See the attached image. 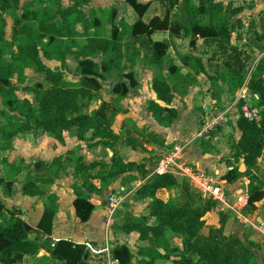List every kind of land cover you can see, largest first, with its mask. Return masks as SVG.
<instances>
[{"label": "trees", "instance_id": "trees-1", "mask_svg": "<svg viewBox=\"0 0 264 264\" xmlns=\"http://www.w3.org/2000/svg\"><path fill=\"white\" fill-rule=\"evenodd\" d=\"M65 1L71 5L65 7ZM92 1L31 0L23 10L20 0H0V98L4 107L2 116L7 122L6 125L0 124V151L11 149L13 140L20 134L34 133L49 135L61 144L65 143L67 135L74 134L79 142L93 143L113 153L105 177V172L94 176L90 174L97 167L107 168L103 165H77L80 177L73 186L76 196L74 208L82 224L88 223L95 211L90 196L84 191L87 182L89 189L93 190L90 181L97 178L116 181L138 171L145 180L148 175L139 165L124 163L118 151L121 136L112 129L114 118H109L107 114L110 107L99 97L102 84L114 70L122 68L117 52L119 43L125 44V57L129 63L139 58V50L147 52L145 60L156 68L153 90L158 100L167 105L173 103L172 91L176 85L192 80L183 75L181 66L169 60L171 45L154 42L153 35L168 32L172 40L189 39L191 48H196L198 39L204 40L207 46L215 44L218 51L225 55L230 53L220 65L222 79L234 91L247 81L250 93L259 98L255 106L264 108V64H257L249 74L243 52L233 45V36L229 31L230 20L243 10L241 7L225 8L217 0H157L162 7V14L159 15L155 3L141 4L138 0H127L128 6L137 15V21L131 26L123 22L113 28L111 38H107L101 35L102 23L95 13L87 18L83 12ZM9 21L13 23V30L8 40ZM138 45L140 48H137ZM72 59L77 64L78 78L75 82L67 80L64 71L52 70L44 63V60L57 61L66 66ZM184 61L194 72L206 71L201 58L187 56ZM27 70L43 75L49 85L47 88L43 84L34 89L24 88L34 94L36 104L17 94L25 83ZM133 74L131 72L124 77L130 81L131 87H136ZM113 93L120 99L127 95L128 88L124 83H118ZM98 101L99 108L90 113L88 109ZM148 107L154 119L165 127L172 126L177 117L175 110L163 108L156 102ZM262 115L260 123L240 118L238 129L241 138L233 146L229 161L233 170L223 178L228 183H235L240 178L249 180V202L245 214L257 210L256 203L264 205V179L254 172L264 151V112ZM242 163L246 166L245 173L240 172ZM58 173L52 175L49 172L41 182L47 187L54 183L55 177H59ZM37 182L28 179L24 184V193L31 197L47 195L48 192L36 186ZM177 183L178 180L172 176H155L134 193L138 201L152 200L148 216L135 218L129 215L122 226L125 233H137L141 242L149 243L148 247L138 252L142 257L139 264H258L241 239L236 235H225L228 216L224 212L220 215L221 228L211 229L209 235L202 233L206 226L202 218L217 208L216 202L199 200L194 207L177 208L157 197L159 189L171 188ZM182 183L195 191L186 181ZM3 184L0 180V185ZM48 201L39 225L45 236L53 234L58 197L52 194ZM0 225L3 227L0 263L21 264L26 256L38 254L41 247L29 239L32 228L21 219L20 211H7L1 200ZM168 231L183 239V249L170 244L166 236ZM112 246L114 256L122 264H134L135 257L127 246ZM176 254H180V258L172 259ZM51 258L56 264H86V248L60 241L51 251Z\"/></svg>", "mask_w": 264, "mask_h": 264}, {"label": "crops", "instance_id": "crops-1", "mask_svg": "<svg viewBox=\"0 0 264 264\" xmlns=\"http://www.w3.org/2000/svg\"><path fill=\"white\" fill-rule=\"evenodd\" d=\"M138 1L141 4L155 3L157 7L160 6L157 0ZM217 1L221 2L225 8L241 7L243 9L230 20L229 31L233 36V45L243 52L247 69L251 71L257 64L261 62L264 64V0ZM65 2L64 6L67 7L70 2L68 4ZM83 12L87 18L95 13L102 23L101 35L107 38H111L113 28H117L123 22L131 26L138 19L135 12L128 6L127 0H93L84 7ZM152 40L171 45L168 52L169 60H172L177 66H181L183 75L189 76L192 81L188 80V82L176 85L172 91L173 103L167 105L158 100L153 90L156 68L149 60H145L147 52L139 50V58L134 63H129L125 57V44H118L117 52L122 60V68L114 70L111 75L120 71L122 77L119 82L112 84L110 97L102 101L110 107L107 114L109 118H114L111 123L113 131L121 136L118 149L120 156L124 163L139 165L149 177L156 166L158 150L182 144L186 146L185 162L205 174L217 176L220 181L223 180L221 182L224 191L230 198V205L235 207L236 201L232 199L247 191L249 180L240 178L235 183H228L223 179L229 171L233 170L229 161L233 146L241 138V132L238 129L241 115L238 105L234 106L237 92L241 86L234 91L233 88H230V84L222 79L221 74L219 75L220 65L224 63L230 53L225 55L218 51L215 44L207 46L202 39H198L196 48H191L189 39L172 40L168 32H158L153 35ZM137 48H140V45ZM187 56L201 58L206 71L204 73L194 72L184 61ZM44 63L47 67L51 63L60 64L57 61L48 60H44ZM131 72L134 73L136 87H131L130 81L124 77L125 74ZM108 80L104 83H108ZM168 82L172 84L170 80ZM118 83H124L128 88L127 95L120 99L113 93V88ZM258 101L259 98H253L251 105H257ZM152 102H156L163 108L176 111L177 117L172 126L165 127L154 119L148 107ZM211 104H216L221 109H231L227 128L209 138L198 140L196 134L201 126L203 109ZM139 133H145L140 140L149 138L148 140L151 142V145L146 148L147 150L139 148ZM75 139L76 137L74 139L66 138L65 143L61 144L49 135L20 134L13 140L11 149L0 151V171L2 172L1 164L7 165L8 175L11 178L6 181V188L0 185V200L4 203L7 211H20L21 219L32 228L29 239L41 247L37 255L26 256L21 264H56L51 258V251L60 241L72 242L86 248L87 244H100L108 239L113 245L127 246L132 253L138 252V249L134 252L135 245L136 248H140L139 245L147 247L139 240V234H127L122 230V226L129 215L135 218L148 216L149 210L148 213L146 210L152 203L151 199L138 201L135 199L134 192L128 197L122 209L118 211L114 222L108 225L107 200L109 196L116 194L121 187L132 191L133 184L143 181L142 175L138 171L128 173L116 181L101 178L96 179L99 181L91 180L93 190L89 189L88 192L85 189L84 191L90 196L95 211L88 223L82 224L79 221L74 208L76 196L73 190L74 184L80 177L76 170L77 165L79 163L87 166L94 163L103 165L107 168L97 167L90 174L94 176L105 172L103 176L105 177L111 165L113 153L102 146H94L93 143H89L90 146L84 145ZM103 149L108 151L105 156L102 154ZM261 171H264V151L254 170L258 176L264 179V173ZM49 172L52 175L59 172V177H55L54 183L46 187L41 180ZM28 179L37 180L36 186H39L41 190L44 189L46 193L48 192L47 195L36 197L26 195L23 190ZM52 194L58 197L57 212L53 221V234L45 236L39 230V225L48 206L49 196ZM157 197L164 201V198H161L159 194ZM143 208L144 210L141 211ZM245 208L236 213L231 209H223L217 204V208L210 213L205 221L206 226L203 234L208 235L211 229L221 228L220 215L222 212L228 216L224 230L225 235H236L241 241L245 240L246 234L251 231L252 226L255 227V223H262L260 233L263 236L256 240V243L260 244L262 248L257 262L264 264V205L258 203L257 210L248 214H245ZM2 232L3 227L0 225V234ZM175 238L177 241L175 247L183 249V239ZM172 259L176 258L172 257ZM141 260L142 257L140 258L138 255L134 259V264H139ZM166 264H172V262Z\"/></svg>", "mask_w": 264, "mask_h": 264}, {"label": "built area", "instance_id": "built-area-1", "mask_svg": "<svg viewBox=\"0 0 264 264\" xmlns=\"http://www.w3.org/2000/svg\"><path fill=\"white\" fill-rule=\"evenodd\" d=\"M264 35V32H263ZM253 98L258 97L250 93L247 81L239 88L235 105H238L240 117L250 123H260L264 108L251 105ZM231 109H221L216 104H211L203 109L201 126L196 134V139L202 140L216 135L227 128ZM186 146L174 145L172 148L159 149L156 166L149 177L132 185V191L121 187L116 194H111L107 200L108 225L114 222L118 211L122 208L129 196L140 188L146 181L155 176H172L178 181H186L204 200H212L224 209H231L236 213L247 207L249 197L247 191L235 196L236 206L230 205V198L224 191V186L217 176L208 175L198 170L184 160ZM238 211V212H237ZM86 264H122L114 256L113 246L108 239L100 244L86 245Z\"/></svg>", "mask_w": 264, "mask_h": 264}, {"label": "rangeland", "instance_id": "rangeland-1", "mask_svg": "<svg viewBox=\"0 0 264 264\" xmlns=\"http://www.w3.org/2000/svg\"><path fill=\"white\" fill-rule=\"evenodd\" d=\"M30 3H31V0H20V8L23 9L27 5L29 6ZM65 4H68V2H65ZM70 5L71 4L69 3L68 6H70ZM104 17L107 18V16H104ZM12 30H13V23L11 21H9V26H8V30H7V39L8 40L11 37ZM156 41H159V40H156ZM48 65H49V68H51L52 70H62V71H64V73L67 75V80H69V81L75 82L77 80V78H78L76 76L77 64L74 62V59L70 60L69 63L66 66H62L61 63L59 65L58 64H52V63L48 64ZM251 72H252V70L249 71V74ZM164 74H165V76L168 75L167 72L164 73ZM109 77H110L109 80H108L109 82L102 84L103 89L101 90L100 95H99L101 100H106V99H108L110 97L112 84H115L116 82L120 81V77H122V73H120V71L119 72L117 71V72H114L113 75H110ZM39 84H43V86L45 88H47L49 86L48 83L45 81V77L43 75L37 74V73H35L34 71H31V70H27L25 83H24V85L20 86L19 91H18L17 94H19V97L28 99L32 103L36 104V97L34 96V94L30 93L29 91H25L24 88H26V87L30 88L31 87V88L34 89V88H37V85H39ZM99 106H100V102L98 101L97 103H94L88 110H89L90 113H92L95 110H97L99 108ZM3 110H4V107L2 105V99L0 98V124L6 125V123H7L6 119L2 116V111ZM139 134H140L139 136L137 134L138 140L140 142L139 148L147 150L146 148L151 145V142H149V140H148L149 138H147V139L143 138V141H142V139L140 140V138H142L145 133L144 134L143 133H139ZM74 137H75L74 134L66 136L67 139H70V138L74 139ZM150 141H151V139H150ZM82 143L84 145L87 144L88 146H90L89 143H85V142H82ZM87 149L89 150L90 148H87ZM107 152H106V150L103 149L102 154L105 156L107 154ZM1 170H2V172L0 171V180H3L4 184L2 186L4 188H6L5 187L6 181L7 180H11V178H9V175H8V166L4 165V164H1ZM240 172L241 173H245L246 169L244 171H240ZM261 172L264 173V171H261ZM94 181H99V180L94 179ZM221 181L223 182V180H221ZM182 182H184V181H178V183L175 186L171 187V188L159 189L157 191V196L159 194V196L161 198H164V201H166L167 203L174 204L177 208L194 207L196 202L199 201V200L206 202V200H204L198 193H196V191H193L186 183H182ZM85 188L89 192V182L86 183V187ZM143 210H144V208L141 209V211H143ZM148 210H149V208L146 210L147 213H148ZM208 217L209 216H207V219H208ZM238 221H240V220H238ZM261 225H262V223L261 224L255 223V227L252 226L250 228L251 231H249L246 234L245 237L247 239L245 238V240L242 241L243 242V246L249 251V253L254 255L255 260H257V258L259 257V252H261V249H262L261 245L256 243L257 242L256 240L260 239L261 236H263L260 233V226ZM208 228H207V230H208ZM204 229H203V231H204ZM203 231H202V233H203ZM166 236H167V239L170 242V244L174 248H176L175 244H177V241H176L175 237H177V236L174 235L170 231H168L166 233ZM143 243L146 244L147 247L149 246L148 242H143ZM139 246H140V248H138V247L136 248V245L134 246V248H135L134 252H136L137 249H138L137 251L139 252V250L141 248H144V246L143 247H141V245H139ZM138 252L133 253L135 258L138 256ZM173 258L179 259L180 258V254H176L175 256H173ZM259 264H262V263L259 262Z\"/></svg>", "mask_w": 264, "mask_h": 264}, {"label": "water", "instance_id": "water-1", "mask_svg": "<svg viewBox=\"0 0 264 264\" xmlns=\"http://www.w3.org/2000/svg\"><path fill=\"white\" fill-rule=\"evenodd\" d=\"M158 8H159V12L162 13L161 7L159 6ZM185 16H186V18H188L187 15H185ZM245 169H246L245 164H242L240 171H244ZM255 205L258 206V203H256ZM209 215H210V213L206 214V216L204 218H202V221H206L207 216H209Z\"/></svg>", "mask_w": 264, "mask_h": 264}]
</instances>
